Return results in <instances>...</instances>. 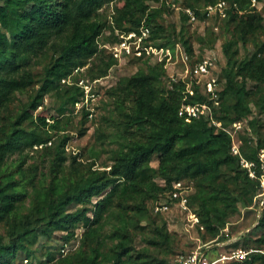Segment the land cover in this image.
I'll list each match as a JSON object with an SVG mask.
<instances>
[{"label":"trees","instance_id":"trees-1","mask_svg":"<svg viewBox=\"0 0 264 264\" xmlns=\"http://www.w3.org/2000/svg\"><path fill=\"white\" fill-rule=\"evenodd\" d=\"M113 1L119 5L112 7L110 18L119 32L137 30L143 24L149 29L144 44L168 48L173 59V48L180 43L192 68L201 55L194 53L182 23L177 31L166 30L159 21L161 12L177 7L198 12L220 0H0V264H12L22 255L34 258L35 245L52 240L58 231L64 232L60 236L64 241L74 239L73 229L81 220L88 225L75 248L58 257L57 247L48 250L39 264H172L167 256L176 236L189 246L184 253L196 248L194 239L200 232L209 243L227 240L230 234L222 229L228 219L251 207L261 191L263 172L257 152L264 149V43L242 57L238 45L252 41L257 32L264 33V0H256L263 2L261 8L250 6V0H227L230 5L220 28L230 36L225 40V62L218 68L224 87L216 102L190 74L176 80L166 76L165 59L154 60L145 53L125 56L139 68L117 76L105 89L112 107L102 119L114 132L105 134L96 128L98 140L108 135L116 144L111 162L101 164L102 169L92 168L94 161L77 167L76 157L67 156L69 134L64 131L84 92L77 84L61 80L85 66L98 51L103 29H113L100 12ZM215 38V31L206 28L204 45ZM112 41L108 36L102 40ZM117 60L107 54L87 69L89 78H104ZM35 63L41 68L36 73ZM247 80L254 84L247 86ZM17 94L26 101L8 116ZM46 95L56 103L55 113L47 117L52 123L33 114ZM204 102L223 127L250 116L248 124L256 142L245 140L238 154H232L228 133L215 130L207 115L190 122L177 116L181 103ZM89 113L83 104L82 124ZM52 131L57 132L55 138ZM32 149L51 156L45 172H37L34 164L25 165ZM154 155L161 182L148 172ZM240 158L256 164L254 177L241 166ZM178 180L192 182L188 203L197 212L201 229L186 231L181 216L166 219L151 210L152 202L166 199ZM95 196L99 198L91 218L86 215L89 208H74L91 203ZM143 228L147 229L144 244L137 248L134 235ZM254 228L262 232L252 240V247L263 249L264 205ZM249 261L264 264V254L252 252Z\"/></svg>","mask_w":264,"mask_h":264},{"label":"rangeland","instance_id":"rangeland-1","mask_svg":"<svg viewBox=\"0 0 264 264\" xmlns=\"http://www.w3.org/2000/svg\"><path fill=\"white\" fill-rule=\"evenodd\" d=\"M258 2V1H257ZM156 5L158 3H155ZM119 5L117 4V1L110 2L106 4L102 10L100 11L102 15L110 20V23L112 24L113 29L105 28L102 31V34L99 41L98 51L90 56L87 59V63L85 66L78 68L74 70L71 74V76H68L61 80L62 84H77L78 86L82 87V90L84 92V88L87 91L88 87L86 88L83 84L89 85L90 89L88 92H84V98L81 101L77 102L75 104V108L70 113V119L68 121V124L66 125V130L64 132H67L69 134V140L67 141L65 145V152L67 156H75L76 162L80 163L77 167L80 166H86L91 161H94V164L92 165V168H100L101 164L107 163L109 164L111 162L110 156H111V149L116 147L115 142L110 141L109 136L106 135L102 138V140H98V136L96 133V128L100 127L105 134H108L109 132H114V127L109 126L107 123L103 121V117L108 116L109 108L111 109V101L108 99L105 95V89L106 87L112 83V81L119 75H128L133 73L137 68H139L137 65L133 64L132 62H128L127 58L125 56L119 58V60L116 61L115 64H113L107 72V75L104 78L99 79H90L87 74V69L95 66L98 64L99 60L106 57L107 54H111V47L114 45V42L117 39V34L120 32L118 29L114 26L113 22L111 21L110 14L113 12V6ZM263 5V2L259 1L257 8H261ZM251 6V4H250ZM161 10H159L160 12ZM216 17V16H214ZM183 14L180 11V8H174L171 12H161V16L159 18L160 23L166 28V30L170 31L172 27L175 28L177 31L181 25L183 24L184 29L187 31V34L189 35L190 41L192 43L193 51L194 53H198L202 56L205 55H214L216 61V68L215 70H218L219 66L224 64L225 57H224V49L226 48L225 40L230 36L228 32H224L221 26V21L225 18L216 17L215 20L210 21L205 20V22H202L201 18L199 22L196 23H189L186 18L185 20ZM210 27L213 29V27H216L215 35L216 38L213 42L208 43L207 45H204L203 43V37L205 33V29ZM112 38L114 41L112 42H102L104 37ZM115 38V39H114ZM252 41L247 42L245 45H242L239 43L238 45V54L239 57L250 55L254 50L261 44L264 43V33L263 32H257L255 34ZM175 57L171 59V63L165 62L164 67L166 69V76L170 77V74H174V77H178L177 73L180 71L178 65L183 64L185 67L188 64V60H185V51L184 48L180 43H176V46L173 48ZM172 54V53H171ZM184 54V55H183ZM125 57V58H124ZM184 58V59H183ZM35 60V59H34ZM33 60V61H34ZM41 71L40 66L35 63V67L33 69V72H39ZM179 78V77H178ZM166 81V80H165ZM254 82H251L250 80H247V86H252ZM169 87V85H168ZM223 81H221L220 78V87L218 89L219 95L223 89ZM25 96L17 94V99L13 100L12 104L10 105V109L6 112V115L14 114L21 106V102H25ZM83 104L90 110L91 113L88 114V120L85 124L81 123V107ZM56 106V103L52 99L50 95H46L43 100L42 106H39L36 111H34V115H41L46 117V121L49 123H52V120H49L47 117L51 114H54V107ZM252 115H255V113H252ZM251 115V116H252ZM258 116V115H257ZM59 118H63L62 116H59ZM250 116L244 117L239 119L241 128L235 131L234 138L235 144L238 146V150L240 145L244 143L246 140L250 144H254L256 141L255 136L250 129V126L248 124ZM260 119H263V116H259ZM264 120V119H263ZM238 121V120H236ZM234 122V121H233ZM26 123V122H25ZM27 124V123H26ZM230 132H233L232 122L225 127ZM264 131V130H263ZM54 136L56 137L57 132L52 131ZM108 136V137H107ZM230 139V137H229ZM230 141V140H229ZM48 144V143H47ZM231 145V141H230ZM38 146L37 148H39ZM40 150V149H39ZM38 149H32L28 150V158L25 165L28 164H34L37 167V172H45L48 169L49 162L51 160L50 155H46L44 153H41ZM97 152V155H94L93 153ZM259 152V150H258ZM258 155V154H257ZM16 154L12 155L11 158H16ZM158 164V160L156 155L152 156L151 161L149 163L150 168L148 172L152 174L157 182H161L162 180L157 177V173L155 171ZM66 165L68 166V160L66 162ZM109 167H106L108 169ZM192 186V182L187 181ZM99 198V196H95L92 198L91 203L88 204H77L74 208L82 209L83 207L89 208L86 215L88 217H92V208L93 203ZM73 208V209H74ZM257 208V207H256ZM255 209V208H254ZM254 209L251 211L242 210L240 214L231 217L228 219L229 225V234L230 236H236L237 234L240 235L239 232H242V236L235 241H233L232 246H244V247H252L253 239L259 236V234L262 232L261 230L258 231L257 228H254L255 222L257 221L256 214L254 213ZM167 217V215H166ZM159 221L160 219L157 218ZM88 222L85 223V221L81 220L77 222L76 227L73 229L74 231V239H71L69 241H64L60 238L64 232H56L52 240L43 243L42 241L38 242L36 247V253L34 255V259L37 261L45 260V252L48 250H54L55 247L58 248V253L56 254V257L66 254L68 251H71L75 248L77 241L80 238V234L83 229L88 225ZM247 229V230H245ZM245 230V231H243ZM147 233V229H139L135 235V245L137 248L143 246V238ZM238 235V236H239ZM197 239H194L195 244L199 243H206L210 239L205 238L202 233L200 232L198 234ZM190 244V243H189ZM224 246V247H221ZM191 247V245H190ZM189 248L187 243L182 239L176 236V241L173 246V249L171 250L170 254L167 256L168 260L172 264H177L175 262V257L177 254L184 253ZM224 248V249H223ZM229 245H215L210 248V250L214 253L216 251H223L226 252L229 250ZM212 253V254H213ZM23 254L22 252H19L17 255ZM215 254V253H214ZM48 263V262H46Z\"/></svg>","mask_w":264,"mask_h":264},{"label":"built area","instance_id":"built-area-1","mask_svg":"<svg viewBox=\"0 0 264 264\" xmlns=\"http://www.w3.org/2000/svg\"><path fill=\"white\" fill-rule=\"evenodd\" d=\"M250 4L251 6H255L258 4V2L256 0H250ZM229 5V1L220 0L216 3L203 6L198 10V12L190 7L180 8V11L185 16L186 20L192 24L199 22L200 18L202 22H205V20H208L212 16L225 18L226 9ZM213 29L215 30L216 27H213ZM148 35L149 29L143 24H141L137 30L120 32L117 34V39L110 49L112 56L119 60V58L123 56L139 57L141 54L145 53L146 55L151 56V59H165V62L171 63L170 61H172V55L168 48H157L144 44L148 38ZM184 56L186 60V55ZM215 61L216 59L214 55L202 56L201 60L197 61L192 66V68L186 66L183 71H179L177 73V76L179 78H183L187 74H190L196 79L197 82H201L203 84L202 90L209 92L211 94V98L216 102L220 96L218 92L220 87V77L218 75V70H215L217 66ZM178 77H174V74H170V78L172 80H176ZM84 86L86 88L88 87L87 91L85 90ZM83 88L84 92H88L90 89L89 85L87 84H83ZM187 92L191 94L192 90L188 88ZM201 115L208 116L209 122L214 126L215 130L223 129L228 133L231 141V145L229 146L230 152L232 154H238V146L234 143L236 140L234 138V133L241 128V122L239 120L232 122L233 132H230L228 129L222 126V123L219 120L215 118V115L212 113L208 103H181L177 109V116L183 119L185 122H190L192 119ZM257 154L259 168L263 173L259 178V186L261 191L255 196L254 202L252 203L253 207H257L256 218L260 216L261 208L264 205V149H260ZM240 164L247 170L250 177L255 176L256 164L253 161H247L243 158H240ZM191 191L192 186L189 182L184 180L173 182L171 189L166 193V199L154 200L152 202V212L156 215H161L166 219H170V216H181L183 228L186 231L196 228L201 229V226L199 225L198 214L194 207L188 203V195ZM255 223H257V221ZM228 225L229 222H227L222 229L225 234L229 232ZM233 241H235L234 237H230L223 242L199 243L191 252L177 254L175 257V262L177 264H252L249 261L250 253L260 252L264 254V248L259 249L240 245L230 246L229 250L226 252H223L224 250L216 251L214 252L215 254L210 250V248L215 245H226ZM203 246L204 249L201 250V247ZM12 264H39V261L34 258L22 255L17 256ZM43 264L47 263L44 262Z\"/></svg>","mask_w":264,"mask_h":264},{"label":"crops","instance_id":"crops-1","mask_svg":"<svg viewBox=\"0 0 264 264\" xmlns=\"http://www.w3.org/2000/svg\"><path fill=\"white\" fill-rule=\"evenodd\" d=\"M252 209H254V207L251 205V207H249L248 209H247V211H251ZM256 211H257V208H255L254 209V213L256 214ZM245 230H247V229H245ZM245 230H243V231H245ZM240 234H243L242 232H239ZM239 234H237L236 236H230V237H234V238H236L237 236H238ZM235 240V239H234ZM231 243H233V242H231ZM231 243H229V244H226V245H229V247L230 246H232V244ZM225 245V246H226ZM234 246V245H233ZM221 247H224V246H221ZM224 249V248H223Z\"/></svg>","mask_w":264,"mask_h":264}]
</instances>
